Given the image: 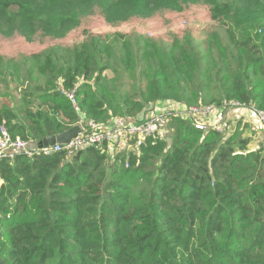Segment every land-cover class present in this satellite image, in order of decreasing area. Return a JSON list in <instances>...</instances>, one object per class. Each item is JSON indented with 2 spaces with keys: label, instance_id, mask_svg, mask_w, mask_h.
<instances>
[{
  "label": "trees",
  "instance_id": "trees-1",
  "mask_svg": "<svg viewBox=\"0 0 264 264\" xmlns=\"http://www.w3.org/2000/svg\"><path fill=\"white\" fill-rule=\"evenodd\" d=\"M16 1L0 0V34L63 39L86 16L68 8L75 0H42V8ZM84 4L98 9L108 25L207 5L212 19L230 23L233 53L213 33L205 54L189 38L174 39L167 49L140 43L137 54L124 45L116 61L130 76L138 71L143 102L107 86L104 73L117 77L118 71L104 38L67 55H38L33 64L43 85L15 107L0 105V128L11 141L36 149L80 121L140 122L145 103L170 100L168 110L175 111L220 110L236 102L264 113V31H258L264 0ZM63 92L73 93V102ZM167 128L169 141L147 138L138 153H119L113 160L95 148L71 158L60 152L1 159L0 264H264V150H249L251 138L242 137L243 131H200L178 115Z\"/></svg>",
  "mask_w": 264,
  "mask_h": 264
},
{
  "label": "rangeland",
  "instance_id": "rangeland-1",
  "mask_svg": "<svg viewBox=\"0 0 264 264\" xmlns=\"http://www.w3.org/2000/svg\"><path fill=\"white\" fill-rule=\"evenodd\" d=\"M22 2L31 8H42L43 6L42 0H23ZM81 4L82 0H75L68 6V8L75 7L82 10L86 16H83L80 25L63 39H52L36 34L28 41L18 33L4 30L0 34V105L9 104L15 107L21 96L27 93L32 95L34 87L43 85L44 81L37 74L33 58L48 52L67 55L74 48L94 38L106 39L115 54L113 68L118 71V76L115 77L111 71L104 73L109 81L106 82L109 89L116 87V93L137 102L144 101V83L138 71L130 76L118 66L124 45L127 44L137 54L140 43L167 49L174 39L189 38L194 50L205 54L206 43L210 39V34L213 33L219 36L229 55L233 53V44L228 36V31L231 29L230 23L212 19L210 7L207 5H191L182 13L161 11L154 13L148 19H132L126 23L108 25L98 9L92 10L87 4L84 6ZM233 31L240 33L239 30L234 29ZM258 31H264V21L259 24ZM212 57L216 62H220L215 49ZM231 63L235 67L234 61ZM215 86L217 87L216 83L213 85L212 94L214 95L217 92ZM171 107V100L158 104L145 103L142 112L143 120L162 112V109L168 110ZM170 135V130L167 128L163 139L169 141ZM250 148L252 151L255 149L252 146ZM108 159L113 160L111 157Z\"/></svg>",
  "mask_w": 264,
  "mask_h": 264
},
{
  "label": "built area",
  "instance_id": "built-area-1",
  "mask_svg": "<svg viewBox=\"0 0 264 264\" xmlns=\"http://www.w3.org/2000/svg\"><path fill=\"white\" fill-rule=\"evenodd\" d=\"M63 93L73 102V93ZM224 108L249 111L262 127L261 140L264 143L263 112L253 108H244L236 102L230 103ZM176 111L164 110L140 122L125 118H113L106 124L80 121L77 125L81 128V133L75 139L65 145L56 144L53 147L44 149H30L27 143L11 141L6 129L2 127L0 128V160L8 159L12 161L20 154L32 158L36 153L51 156L60 152H65L66 157L71 158L78 152L90 148L103 150L106 156L111 158H114L119 153H138L141 144L147 138L157 136L163 139L167 131L168 122L176 115L188 118L197 130L206 131L212 129L225 135V130L220 125L211 124L208 127L209 119L213 118V115L218 111L214 107L180 108Z\"/></svg>",
  "mask_w": 264,
  "mask_h": 264
},
{
  "label": "crops",
  "instance_id": "crops-1",
  "mask_svg": "<svg viewBox=\"0 0 264 264\" xmlns=\"http://www.w3.org/2000/svg\"><path fill=\"white\" fill-rule=\"evenodd\" d=\"M211 124L220 125V127L225 130L226 135H230L236 130L243 131L242 137L251 138L249 150L252 149L250 148L251 146L255 147L254 150H256L258 146L264 150V143L261 140L263 132L262 127L247 110L220 109L216 111L213 118L209 119L208 127ZM29 148H33V145H30Z\"/></svg>",
  "mask_w": 264,
  "mask_h": 264
},
{
  "label": "water",
  "instance_id": "water-1",
  "mask_svg": "<svg viewBox=\"0 0 264 264\" xmlns=\"http://www.w3.org/2000/svg\"><path fill=\"white\" fill-rule=\"evenodd\" d=\"M80 133H81V128L78 125H76L71 129H69L68 131L63 132L57 136L43 139L42 141L37 143L36 147L38 149H44L48 147H53L56 144L65 145L70 141H72L73 139H75Z\"/></svg>",
  "mask_w": 264,
  "mask_h": 264
}]
</instances>
